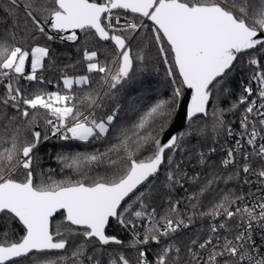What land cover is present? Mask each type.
Instances as JSON below:
<instances>
[{
  "label": "snow or ice",
  "instance_id": "6c2138e0",
  "mask_svg": "<svg viewBox=\"0 0 264 264\" xmlns=\"http://www.w3.org/2000/svg\"><path fill=\"white\" fill-rule=\"evenodd\" d=\"M20 10L25 12L24 29L0 36V84L5 88L0 96L4 109L0 111V221L4 228L0 264H24L37 254L43 257L69 249L70 256L33 260L32 264H102L105 246H123L121 239L107 233L113 219L132 232L128 247L137 256L132 261L118 255L104 264H264V0H46L44 4L9 0L5 7L13 17ZM78 31L112 43L115 54L110 62L101 63L97 51L84 47L87 72L103 74L97 87L91 88L89 75L65 73L63 89L57 85V91H48L43 85L51 81L38 75L46 59L55 64L47 42H76ZM142 39L156 47L166 66L171 95L156 100L146 111H138L131 101L129 108L138 119L122 127L119 142L106 150L58 154L62 171L73 169L75 179L56 180L52 169L46 177L40 169L42 142L53 137L93 142L109 136L120 107L102 116L97 112L104 108L105 97L120 90L136 91L137 72L146 55L144 48L133 55L132 46ZM242 64L248 66L250 75L238 100L227 110L219 108L215 101L221 89ZM21 79L40 87L22 90ZM74 86H80L79 94ZM189 90L190 102L185 99ZM182 101L190 121L211 115L213 137L221 130L238 136L221 161L223 169L232 171L213 175L186 197L190 208L185 211L172 193L187 172L173 155L193 130L164 138ZM241 106V131L234 133L224 114L235 113ZM9 108L16 114L9 115ZM207 128L205 124L197 131L204 135ZM199 158L205 163L204 152ZM173 165L175 169L165 174L158 187L162 166ZM101 166L104 174H91ZM241 172L244 184L250 183L249 175L256 176V192L229 190L207 211L199 210L201 197L218 178L239 185ZM162 193L167 208L157 203ZM57 215L60 219L54 223ZM197 216L216 223L190 245L176 243L181 230ZM13 222L23 229L18 239L13 238ZM153 245L158 250L149 259L148 249ZM90 250L92 255H87Z\"/></svg>",
  "mask_w": 264,
  "mask_h": 264
},
{
  "label": "trees",
  "instance_id": "16d2710c",
  "mask_svg": "<svg viewBox=\"0 0 264 264\" xmlns=\"http://www.w3.org/2000/svg\"><path fill=\"white\" fill-rule=\"evenodd\" d=\"M23 2V0H19ZM46 0H37V3L44 4ZM9 0H0V36L11 31H22L25 27V12L23 10L18 11L16 17L8 15L5 11V7L8 5ZM30 23V22H29ZM14 24L19 25V29L14 28ZM42 45L45 43L43 39L39 41ZM48 46L55 54V64H51L46 59L45 69L43 72L38 71V75H43L46 80H50L51 83L43 85L48 91H57V85L60 89H63L62 77L65 73L68 75H89L92 84L91 88H96L100 77L103 74L88 73L87 61L83 60V48L87 47L89 50H95L98 53V60L103 62H110L111 58L115 54L114 45L109 42L98 40L91 35L82 33L79 41L76 44L64 42L61 40L47 42ZM133 55L139 48L145 49L146 60L142 68L137 72V78L135 81L136 91L128 93L127 90H120L115 92L111 97L104 98V108L98 110L97 115L102 116L105 112H108L117 106L120 107V111L117 115V120L114 121V128L111 129L109 136L102 141L93 142H80V141H63L61 139H53L42 142L40 145L39 156L41 158L40 169L45 173V176L49 175L48 170H54L51 175L54 179H63L65 176H71L76 178L75 171L73 169H63V163L57 160L58 154L75 155L76 153H93L97 149L100 151L106 150L111 144L118 143L117 137L120 134L122 127H130L138 119L136 112H133L129 108V103L135 101L138 111H146L149 105L155 103L160 98H166L171 95L172 85L170 78L166 75V66L162 63L159 53L154 45L148 44L146 40L137 41L133 44ZM30 71V69H28ZM250 75L248 66L242 64L238 67L229 79L225 82L223 88L219 93V99L215 101L219 108L227 110L231 107L232 103L238 100V97L242 91L243 86L248 80ZM15 85V81H13ZM20 86L22 90L34 91L40 85L36 82H28L23 79L20 80ZM87 87V86H86ZM77 94L80 93V86H74ZM105 90L107 88L105 87ZM5 88L3 84H0V96L4 94ZM3 107L0 106V111H3ZM213 110V102L209 105V114ZM9 115L16 114L15 110L9 108ZM243 113V106L236 110L235 113L225 111L224 118L228 122V127L235 129L240 128L239 121ZM176 117V116H175ZM173 118L172 124L175 120ZM211 115L207 117H199L191 121L185 126L182 133L193 130V135L186 137L183 146L176 150L173 159L180 163L182 162V168L187 172V176L180 181V184L176 185L175 191L172 193L173 199L180 200V206L182 211L190 208L187 204L186 197L191 196L194 192L203 186L213 175L226 176L232 169L225 170L222 167L221 161L226 158V150L229 144V135L225 130H221L219 135L213 137L211 132ZM3 121H0V125ZM43 124V121H41ZM168 127V129L172 126ZM207 124L208 128L205 130L204 135L200 134L198 129L204 128ZM167 129V130H168ZM166 130V131H167ZM3 145H0L2 150ZM210 148H215V152H209ZM205 153V163H200L199 153ZM241 167L237 165V170ZM175 165L171 168H165L161 170L159 174V181L157 185L165 180V174L168 171H173ZM104 174V166L100 168H93L92 175ZM192 177H197L193 180ZM245 174L241 172V180L239 185L237 182L230 181L227 184L223 180L217 179L212 185L210 191L205 193L202 199V205L199 210L207 211L211 204L215 203L221 196L226 194L229 190L239 191L242 193L249 192L247 184L243 183ZM166 192V190H165ZM157 203L160 208H167V199L164 198V194L158 198ZM160 210V209H158ZM60 217L54 220V223L58 221ZM216 221L208 217H194V222L187 229L181 230V234L176 238V243L181 246L190 245L193 238H199L202 235L208 233L209 226ZM139 227V224H138ZM11 228L14 229L16 235L13 238L18 239L23 234L22 227L13 222ZM142 230V229H141ZM4 228L3 221H0V239L3 238ZM107 233L109 235H116L123 241V246L112 245L105 247L106 253L100 257L102 264L110 261V258H115L118 255H124L132 261H135L137 252L133 248H129L128 244L132 239V232L129 229L122 228L115 221H112L108 227ZM83 243V241H80ZM158 250L155 245L152 246L149 251V259H154V251ZM72 249L64 251L63 253H49L47 256H40L37 254L35 257H30L25 260L24 264H32L33 260L39 261L42 259H59L61 256H70ZM87 255H92L90 250ZM87 264V261L85 262Z\"/></svg>",
  "mask_w": 264,
  "mask_h": 264
},
{
  "label": "water",
  "instance_id": "95a60500",
  "mask_svg": "<svg viewBox=\"0 0 264 264\" xmlns=\"http://www.w3.org/2000/svg\"><path fill=\"white\" fill-rule=\"evenodd\" d=\"M48 30L51 31L50 28H49ZM82 33H83V32H79V31H78V35H79V37H81V34H82ZM65 35H67V33H66ZM78 41H79V40H78ZM78 41H76V42H72V41H64V42H69V43H71V44H76ZM185 99H186L188 102H190V99H191L190 90L185 92ZM210 102H211V101H210ZM209 105H210V104H209ZM201 117H204V116H201ZM195 119H197V118H194V120H195ZM190 122H191V121L188 119V116H187V104L184 103V102L182 101V102H181V107H180V109L178 110V113H177V115H176V117H175V120H174L172 126H171V127L165 132V134H164V138H165V139H166V138H169V135H171V136H179V135L183 132L185 126L188 125ZM163 167H164V166H162L161 170L163 169ZM160 173H161V171H160ZM160 173H159V174H160ZM112 221H115V220L113 219ZM112 221H110V223H111ZM107 230H108V229H107ZM110 246H112V245H110ZM105 247H108V246H105ZM63 252H64V251H55V250H54V251L51 252V253H63Z\"/></svg>",
  "mask_w": 264,
  "mask_h": 264
},
{
  "label": "built area",
  "instance_id": "2783aa9c",
  "mask_svg": "<svg viewBox=\"0 0 264 264\" xmlns=\"http://www.w3.org/2000/svg\"><path fill=\"white\" fill-rule=\"evenodd\" d=\"M252 98L253 99H257V97L255 95H253ZM258 103H259V101H258ZM49 118H51V117H49ZM250 119H251V117H250ZM233 130H234V133H239L241 131L240 128H235ZM236 138H238V136H235V135L229 137V144H228L229 147H234L235 146V139ZM53 139H57V138L53 137L50 140H53ZM237 159L239 161V159H240L239 155L237 156ZM247 178L250 180V183L247 184L248 190L251 191V192H256V187H253V185H257L258 186V182H257L256 176L255 175H249Z\"/></svg>",
  "mask_w": 264,
  "mask_h": 264
},
{
  "label": "rangeland",
  "instance_id": "374dc122",
  "mask_svg": "<svg viewBox=\"0 0 264 264\" xmlns=\"http://www.w3.org/2000/svg\"><path fill=\"white\" fill-rule=\"evenodd\" d=\"M30 69V68H29ZM80 142H86V141H80Z\"/></svg>",
  "mask_w": 264,
  "mask_h": 264
}]
</instances>
